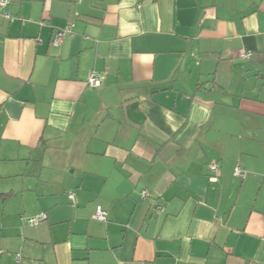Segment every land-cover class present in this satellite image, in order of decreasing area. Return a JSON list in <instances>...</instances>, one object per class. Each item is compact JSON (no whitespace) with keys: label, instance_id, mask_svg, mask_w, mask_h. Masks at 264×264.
Returning a JSON list of instances; mask_svg holds the SVG:
<instances>
[{"label":"crops","instance_id":"crops-1","mask_svg":"<svg viewBox=\"0 0 264 264\" xmlns=\"http://www.w3.org/2000/svg\"><path fill=\"white\" fill-rule=\"evenodd\" d=\"M0 264H264V0L0 7Z\"/></svg>","mask_w":264,"mask_h":264},{"label":"built area","instance_id":"built-area-1","mask_svg":"<svg viewBox=\"0 0 264 264\" xmlns=\"http://www.w3.org/2000/svg\"><path fill=\"white\" fill-rule=\"evenodd\" d=\"M9 1L10 0H0V7L1 8L6 7L9 4ZM6 17H8V16H6ZM70 30H71V28H65V29L58 30L54 34V37L52 39L51 44L54 47L59 46L62 43L64 36L67 33H69ZM251 55H252L251 51H240L238 53V57L241 59H248L251 57ZM101 81H102V77L99 73H91L87 83H88L89 87H99L101 84ZM209 167H210V170L212 173L211 181H215L220 174L221 166L219 163L215 162V163H212ZM233 176L235 178H238V179H243L244 178V172H242V170L239 167H235L233 170ZM72 196H73L72 193H68L69 198H72ZM93 218L98 220V221H101V222H106L107 221V212L105 210H103L101 206H96L95 212L93 214ZM44 219H45V215L41 214L37 217L29 219L27 223L31 226H35Z\"/></svg>","mask_w":264,"mask_h":264},{"label":"rangeland","instance_id":"rangeland-1","mask_svg":"<svg viewBox=\"0 0 264 264\" xmlns=\"http://www.w3.org/2000/svg\"><path fill=\"white\" fill-rule=\"evenodd\" d=\"M41 214H43V213H40V214H38V215H36V216H32V217L27 218L25 223L28 225L27 222H28L29 219L34 218V217H37V216H39V215H41ZM43 215H45V214H43ZM28 226H29V225H28Z\"/></svg>","mask_w":264,"mask_h":264}]
</instances>
